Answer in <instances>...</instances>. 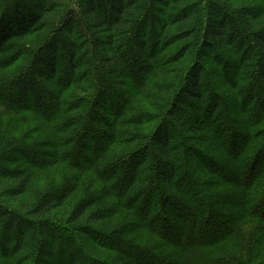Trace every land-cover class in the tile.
I'll return each mask as SVG.
<instances>
[{
    "label": "trees",
    "instance_id": "16d2710c",
    "mask_svg": "<svg viewBox=\"0 0 264 264\" xmlns=\"http://www.w3.org/2000/svg\"><path fill=\"white\" fill-rule=\"evenodd\" d=\"M26 1L8 0L10 5L5 7V17L0 23V67L23 54L31 58L28 67L13 76L0 78V113L19 110V115L33 114L43 120L44 130H51L49 154L28 145L22 150L34 161V157L43 159L35 163L40 166L41 163H68L82 177L84 172H94L89 181L90 195L75 207L68 222L74 224L84 218L89 209L117 198L121 207L130 210L136 218L156 222L161 231H157L155 224L149 225L150 230L182 252L181 257L174 252L159 256L132 241H124L118 237L121 231L113 236L93 228L88 231L107 239L115 249L125 247L128 254H133V261L128 257L131 264H264V141H259L253 128L264 117V24L259 29L252 25L260 13L247 6L232 10L221 0H191L180 20L186 23L183 40L188 42L171 55L174 61L179 62L176 58L187 61L172 81L174 84L182 82L183 88L175 97L158 98L149 93L151 79L162 80L158 82L161 90L171 85L164 83L168 70L163 68L165 56L161 49L176 45V38L167 31L172 21L167 11L169 0H78L82 7L80 15L71 0H65L60 8L52 4L53 0H45L42 5L34 2L33 6L42 7L44 14L53 15L46 23L52 36L39 37L34 43L36 47L13 43L11 39L15 35L8 37L12 35L11 26H25V29L37 26L33 23L39 14H31L32 8ZM3 3L5 6L6 0ZM22 33L26 34V30ZM222 49L236 53L231 61L220 60V67L224 75L229 70L234 75L236 84L240 85L238 96L229 92L230 98H226L224 84L210 80L209 73L214 69H207L201 62ZM59 54H62L63 67L58 66ZM80 79L83 89L86 87L93 93L88 96L76 93L67 102L65 90L77 88L76 82ZM125 84L134 89L124 93ZM11 93H18L19 97ZM43 94L53 101L42 100ZM136 97L139 99L135 100ZM154 98L157 101H153ZM149 99L153 101L150 108L154 114L135 107L136 101ZM227 100L241 107L243 114L237 112L238 119L229 114ZM221 107L224 114H219ZM108 117L113 120L106 124ZM157 118L159 124H155L153 132L135 147V155H131L132 143L139 140L131 141L134 133L123 125L132 122L142 126ZM100 126L108 129L104 132L106 135H102L107 142L101 140ZM88 127L95 136L98 151L92 155V160L87 153L93 148L84 140L90 136L86 131ZM16 142L19 141L2 133L0 158L2 155L5 158ZM213 150L226 152L225 156L234 160L236 166L209 157ZM191 161L197 168H192ZM80 163L94 164L82 167ZM197 172L198 175L203 173L202 177H215L212 185L216 188L229 186L236 191L211 194ZM240 173L246 177L243 183L239 180ZM97 183L101 188L94 193L92 190ZM28 184L26 179L21 181L17 194L25 193ZM76 190L68 185L61 193L44 194L35 208L29 210L30 217L52 211ZM192 192L197 199L189 197ZM232 196L234 198L229 200ZM158 206L162 212L156 216ZM165 211L169 214L165 215ZM94 212L89 220L92 224L115 211ZM53 221L29 220L0 204V229L3 226L1 235L5 244L12 243L20 232L22 237L30 239L29 242L23 239L22 248H31L35 254L42 248L52 256L54 250L60 249L62 256L66 249L68 259L72 257L71 261L78 264L111 263L91 261L82 247L78 248V256L70 254L77 250L74 235H66L62 226ZM25 233L31 234L26 236ZM239 239L242 243L236 244L235 253L228 252L229 247H221L219 256L212 254L211 250L218 245ZM16 242L12 249L7 245L3 247L8 253L7 256L1 253L3 257L7 259L14 254ZM44 260L42 257L34 264H42Z\"/></svg>",
    "mask_w": 264,
    "mask_h": 264
},
{
    "label": "rangeland",
    "instance_id": "374dc122",
    "mask_svg": "<svg viewBox=\"0 0 264 264\" xmlns=\"http://www.w3.org/2000/svg\"><path fill=\"white\" fill-rule=\"evenodd\" d=\"M6 0L5 6L3 3V0L0 1V23H2V20L5 17V7H8L10 5L9 2ZM65 0H53L52 4L57 7H63V3ZM78 0H71L72 7L76 11L78 15L82 13V7L81 4L77 2ZM166 1V0H165ZM170 1V7L167 9L169 16L172 17L171 25H169V28L167 31L171 36H174L176 38V45L174 46H167L166 48L161 49V54L165 56L163 59L164 64L163 68H166V79L167 82L164 83H171L170 87L163 88V90L160 89L159 83H162V80H158V78H152L150 82V87L151 90L149 93L151 94H156L158 98L170 96V97H175L177 93H180L183 85L182 82L179 84H174L172 81H175V77L178 75V72L181 69V66L183 64H186L187 61L181 58H176L180 59L178 61H174L175 57L171 58V55L173 54L172 52L177 51V48H181V45H185L188 41L183 40L186 37V23L183 21H180L182 19V15L184 12L190 7L191 0H169ZM223 3H226L231 7L232 10H236L240 7L247 6V7H252L255 12L260 13V17L256 21H252V25L254 29H259L260 27L263 26L264 24V0H221ZM28 6L32 8L31 14H39L38 19L35 23H37V26L35 28H31L29 26L28 28L25 29L24 27L21 28H14L11 26L10 30L12 31V35L8 37H13L11 40L13 43H24L28 47H36L35 41L38 40L39 37L43 35H47L51 37L53 34L49 28H46L48 24H46L50 19H52V14H44L42 11V7L38 8L36 6H33L34 2L40 3L41 5L44 4L45 0H27ZM81 2V1H80ZM58 3V4H55ZM200 4V3H198ZM35 8H37L35 10ZM23 9L26 11V6L23 7ZM161 10L163 8H160ZM12 16V13H10ZM41 17V19H40ZM41 22V23H40ZM32 24V25H33ZM23 29V30H21ZM26 30V34H23ZM2 38V36L0 37ZM220 53L212 54V56H208L207 58H203L201 60L202 64L206 66V68L211 69L213 68L214 71L209 73L210 80L214 84L222 83L224 84V90L227 92L225 97L230 98L229 92L234 95L238 96V88L240 85L236 84L235 77L232 75L229 71L226 72V75L223 74L222 68L220 67V60L222 61H231L234 59L236 53L227 50V49H222L219 51ZM84 53V52H81ZM10 56V54L8 55ZM170 56V57H169ZM62 54H59L57 57V62L59 67H63L64 65L62 64L61 61ZM174 58V59H173ZM195 61V59H194ZM31 63V58L28 56V54H23L19 56L18 58L15 59H10V61L5 64L3 67H0V78L3 77H8V76H13L20 72L22 69L28 67ZM182 63V64H181ZM228 67V65H225ZM225 69L223 70H226ZM233 72V71H232ZM60 78V77H58ZM59 80V79H58ZM62 80V78H60ZM81 80H78L76 82V87H73L72 90H65V100L68 102L69 99L72 98V96H75L76 93L83 94V96H88L91 95L93 92L90 91L85 87L83 89L84 84H81ZM60 82V81H58ZM122 87V86H120ZM128 89H134L130 88V84H125V86L122 87V91L124 93L127 92ZM166 89V90H165ZM216 89V88H215ZM13 94L14 97H19L18 93H11ZM79 94V95H80ZM209 96H212L211 94H208ZM139 99L138 97L135 98V100ZM42 100L45 102H52V99H49L45 94L42 95ZM153 101H157L155 98ZM151 99L146 100V102L136 101L135 107L137 108L138 106L144 109L145 111L151 112L154 114V112L150 108V104L153 102ZM159 101V100H158ZM160 102V101H159ZM143 103L146 105L143 106ZM160 104H162L160 102ZM227 108L231 109L229 111L230 115H234L238 119V114L237 112H240V115L243 114V111L240 106H235L233 101L227 100L226 101ZM78 107V104L77 106ZM115 108V107H114ZM144 111V112H145ZM20 111L19 110H14L13 112H7L4 113L3 115L0 113V136L2 133H5L7 135V138L9 139H15L18 140L19 142H16L11 149L9 154L4 158L3 155L0 158V204L6 208L7 210L14 211L16 213H19L21 216H23L26 219L32 220V219H37V220H54L59 227H61L62 230H65L66 235L69 233H72L75 237V241L77 242L76 247L77 250L74 252H71L70 254H73V256H78L79 251L78 248L82 247L83 252L87 254L93 262L97 261H111L112 264H131L128 262V257L129 259H132L133 254H128L126 252V248L122 247L123 250L121 249H115L111 247V243L107 239H103L102 237H97L96 233H91L89 234L88 231L94 230V231H99L101 233L103 232H108L107 234L109 236H113L116 231H121L123 232L122 234L118 235V237L121 236V238L124 241H132L139 247H143L144 249L148 251H152V253L157 254V255H163L166 257L167 254H170L171 252L177 253L180 257L182 256V252L177 246H173L170 243L166 242V238L162 237L159 233L152 232L149 228V225H156L157 231H161V228L157 226V223L153 222V220H148V219H139L136 218V216L130 212V210L125 209L124 207H121V204H119L117 201V198H111L108 200H105L102 204H98L96 207L89 209L86 212V216L84 218H80V220H77L76 223L70 224V217L75 209V207L85 198L90 195L91 190L89 186V181L94 177V172L93 171H87L84 172L85 175L82 177L81 174L79 173L78 170H75L74 168H70L68 163H58V162H53V163H41L42 166H40L39 163H35L36 161H42L41 157H34L33 154H31V157L35 158L36 160H32L29 157V153L25 152V155L22 153V150L25 146H31L35 147L36 150L41 152H44L45 154H49L52 151V148H50L49 142L51 140V130L49 128L43 129L46 127L45 123L43 120L39 117L34 116L33 114H27V116H24V114L19 115ZM79 113V112H78ZM82 113V111H80ZM141 114V112H139ZM138 116H140V114ZM222 113L224 114V108L221 107L219 114ZM133 114V113H132ZM242 118V117H241ZM152 119V118H151ZM218 117H216V120ZM112 117H108L107 121H105L106 124H109L112 121ZM159 119L157 118L151 123H143L141 122L142 126H138L133 124L132 122L125 123L123 127L125 129H130L134 133V137L132 138L131 141L139 140L138 142H130L132 143L131 146L132 148L130 150L131 155H135V147L140 145V143L144 142L148 138V134L150 132H153L155 129V124H159ZM240 123H242L241 120H238ZM257 126H253L254 130L257 131L258 133L256 136H259L260 139L259 141H264V138H261L264 136V117L261 118L257 123ZM105 126H100L98 128L102 129L101 133V140L102 142H107L102 135H106L104 132L107 131L108 129ZM86 131L90 132V136L85 137V142L87 144H90L92 146V151L91 153H87L88 159L92 160L93 156L98 154L97 149L95 150V140H94V134L90 130V128H86ZM106 132V133H107ZM104 133V134H103ZM262 134V135H261ZM97 135V134H96ZM261 135V136H260ZM98 136V135H97ZM221 136V135H220ZM141 140V141H140ZM92 142H94L92 144ZM22 148V149H20ZM18 149V150H17ZM20 149V150H19ZM82 149H84L82 147ZM96 151V154H95ZM134 151V152H133ZM84 154L85 151H83ZM182 153V150H181ZM226 154V152H224ZM223 152L213 150L210 151L211 155H208L211 158L217 159L223 163H228L231 167L236 166L235 163L233 162L231 158L225 156ZM231 157V156H230ZM3 158V159H2ZM192 163V168H197V165L194 164V161H191ZM212 163V162H209ZM77 164V163H76ZM94 163H80L78 165L84 167V166H90L93 165ZM216 163H212L214 165ZM259 164V163H258ZM88 168V167H87ZM240 172V170H238ZM199 173L197 172V176H199L200 180L203 181L204 185H208L209 187H206L208 192L211 194H225V193H231L236 190H233L229 186L227 187H222V188H216V186L212 185V183L215 181V177H208L207 175H204L202 177L201 175H198ZM201 176V177H200ZM29 181V184L27 186V191L23 194L20 195L17 194L20 190L21 187V181L25 180ZM246 179L245 175L242 176V173L239 175V180H242L241 182ZM204 181H209V182H204ZM213 181V182H212ZM220 180L217 183H219ZM68 185L73 186L77 190L73 193H70L68 198L59 206H54L52 211L48 213H44L43 215L39 216H33L30 217L29 215V210L35 208V206L38 204V200L40 199L41 196L44 194L50 195L51 193H56V192H63L64 189L68 188ZM122 186V185H121ZM101 188V184L97 183L95 186V189L92 190L94 193L98 192ZM241 188V187H240ZM88 190V192H87ZM190 189H188V195H189ZM240 191H243V189H240ZM189 197H192L194 199H197L198 196L194 194V192L191 193ZM232 198H229V200H232ZM114 210L115 212H110V216L108 214L105 215V218H103L101 221L98 223H90L89 220L91 218V215L94 214V211H102V214L104 212ZM160 206L155 209V214L154 215H160L162 212ZM103 210H106L103 212ZM169 212V210H168ZM167 211H165V215L169 214ZM112 213V214H111ZM154 217V216H153ZM158 218V217H157ZM7 220V219H6ZM8 221V220H7ZM181 227V226H180ZM179 228V227H178ZM117 229V230H115ZM4 231L3 226L0 229V264L4 263H16V264H34L40 260V258H44V262L42 264H78V262L71 261L72 257L68 259L66 256L65 252L66 249L63 250L62 256L60 255V249L59 250H54V253L51 254L48 252V255L44 251V249L40 248L38 249V252L35 254L33 252V249L25 247L24 246V241H30L29 238L27 237H22L23 233L18 232V234L15 236L14 241L9 244H5V238L4 241H2V233ZM178 231H181L180 228ZM87 233V234H85ZM31 233H25L26 236H30ZM178 233H175L177 236ZM93 235V236H92ZM115 237H117L115 235ZM27 238V239H26ZM45 239V238H44ZM17 241V242H16ZM46 241V239H45ZM16 242L15 247L17 245V250L14 251V254L12 256L3 257L1 253H5L7 256V252L3 247L8 248H13V244ZM242 242L240 239L238 241H233V242H226L222 245H218L217 247L213 248L212 254H216L215 257L219 256L221 253L219 252L221 250V247H224L227 249L229 247L228 252L230 253H235L234 248H238L236 244H241ZM46 244V242H45ZM7 245V246H6ZM41 245V244H40ZM20 248V249H19ZM47 250H50V247H46ZM63 248L64 247L63 245ZM10 249V251H11ZM55 249V248H54ZM62 249V248H61ZM240 249V248H239ZM216 250V251H215ZM242 249H240L241 251ZM9 251V252H10ZM51 251V250H50ZM124 251V252H123ZM78 254V255H77ZM64 255V256H63ZM15 256L14 259H11V257ZM38 256V257H37ZM37 257V258H36ZM56 257V258H54ZM63 257V258H62ZM6 259V260H5ZM169 259V257H168ZM171 260H176V259H170ZM133 261V259H132ZM108 263V264H111ZM157 262H154L152 264H155ZM166 264V263H164Z\"/></svg>",
    "mask_w": 264,
    "mask_h": 264
}]
</instances>
